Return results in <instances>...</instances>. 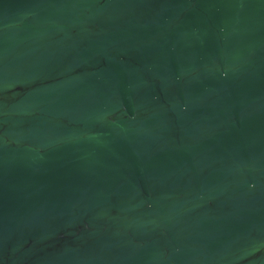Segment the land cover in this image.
<instances>
[{
  "label": "water",
  "instance_id": "1",
  "mask_svg": "<svg viewBox=\"0 0 264 264\" xmlns=\"http://www.w3.org/2000/svg\"><path fill=\"white\" fill-rule=\"evenodd\" d=\"M0 264H264V0H0Z\"/></svg>",
  "mask_w": 264,
  "mask_h": 264
}]
</instances>
